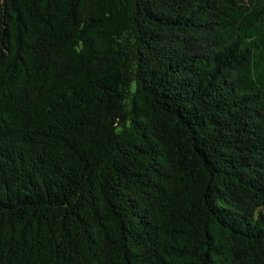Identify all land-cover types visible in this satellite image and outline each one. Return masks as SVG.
Wrapping results in <instances>:
<instances>
[{
	"label": "trees",
	"instance_id": "obj_1",
	"mask_svg": "<svg viewBox=\"0 0 264 264\" xmlns=\"http://www.w3.org/2000/svg\"><path fill=\"white\" fill-rule=\"evenodd\" d=\"M0 264H264V0H0Z\"/></svg>",
	"mask_w": 264,
	"mask_h": 264
}]
</instances>
